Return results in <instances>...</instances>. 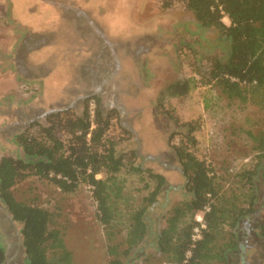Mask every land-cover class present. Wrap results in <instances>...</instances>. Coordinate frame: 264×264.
I'll use <instances>...</instances> for the list:
<instances>
[{"label": "rangeland", "instance_id": "374dc122", "mask_svg": "<svg viewBox=\"0 0 264 264\" xmlns=\"http://www.w3.org/2000/svg\"><path fill=\"white\" fill-rule=\"evenodd\" d=\"M7 2L0 0V20L12 16V6L18 14L16 28L23 50L15 51L13 43L7 52L20 57H0V75L3 68L10 67L4 72L6 79L0 78V128L6 130L0 131L6 140H0V145H7L0 147V158L21 155L14 137L32 121L45 122L49 113L61 110L82 113L89 97L90 113V102L96 103L97 96L104 111H114L116 118L108 135L128 156L118 173L127 199L122 207L124 216L142 203L150 191L148 185L153 186L146 174L131 169L132 163L165 174L170 183L148 214L150 236L128 262L161 264L155 237L166 225L171 208L185 197L184 179L172 148L173 143L180 142L179 136L169 141L177 125L157 110V100L171 82L191 78L190 91L166 96L164 106L182 121L198 122L196 153L219 176L223 191L242 185L238 183L239 173L254 168L260 171L256 176V212L240 222L239 245L230 264H264V240L258 237L264 223V161L253 150V135H264V109L251 102L231 101L217 86L199 81L208 72L212 57L223 54L218 33L200 27L183 3L166 8L165 0ZM223 20L229 24L227 16ZM12 28L0 26L2 32L5 30V40ZM1 49L0 45V55ZM13 62L27 68L29 75L16 80ZM12 93L21 100H36L28 106H15L17 111L11 112V106L5 104L10 99L5 103L3 99ZM14 194L18 200L52 213L51 227L62 230L76 263L109 264L107 235L89 183L81 182L74 192H64L51 181L30 175L17 182ZM202 216L203 211H199L196 220ZM0 246L6 250L4 264H28L22 224L13 220L1 199Z\"/></svg>", "mask_w": 264, "mask_h": 264}, {"label": "trees", "instance_id": "16d2710c", "mask_svg": "<svg viewBox=\"0 0 264 264\" xmlns=\"http://www.w3.org/2000/svg\"><path fill=\"white\" fill-rule=\"evenodd\" d=\"M183 3L200 27L218 33L223 54L213 56L202 79L213 84L231 101L255 103L264 109V0H165L168 8ZM227 16L229 24L223 19ZM193 79H180L162 89L157 110L170 116L177 129L170 134L184 183V199L177 202L166 217V225L155 237L161 264H230L239 245L240 222L256 212L257 169L237 175L238 188L223 191L219 176L196 153L197 121H182L164 106L166 96L187 94ZM82 113L61 110L51 112L45 122L34 120L17 133L15 142L21 155L0 159V199L13 220L22 224L23 244L28 264H78L67 248L62 230L51 227L52 213L41 206L18 200L14 187L30 175L56 184L64 192H74L81 182L93 187L99 219L108 240L109 264H129L150 236V209L156 205L169 182L165 174L132 163L131 169L146 174L153 186L142 203L124 216V181L118 173L128 158L109 137L113 110L104 111L96 96L95 118L91 120L88 101ZM95 126V127H94ZM253 150L264 161V135L255 136ZM135 157V152L131 153ZM98 174L104 177L98 178ZM264 176V172L262 174ZM245 189V191L243 190ZM203 211V223L196 214ZM200 227V237L194 232ZM258 237L264 240V223ZM6 262V250L0 246V264Z\"/></svg>", "mask_w": 264, "mask_h": 264}, {"label": "crops", "instance_id": "0c3cea01", "mask_svg": "<svg viewBox=\"0 0 264 264\" xmlns=\"http://www.w3.org/2000/svg\"><path fill=\"white\" fill-rule=\"evenodd\" d=\"M6 2H7V0H5ZM8 3V2H7ZM39 7H35L34 9H38ZM10 9H11V11H12V16L10 17V18H6L4 15V13H2L1 14V16H4V18L2 19V20H0V26H2V27H6V28H8V27H13L12 28V31H8L9 32V38L8 39H6L5 40V38H3L2 36H4V31L2 32L1 30V33H0V45L2 46V51H3V54H1L0 55V57L2 58V59H6V58H10V59H6V60H12V58L14 57V59L15 58H19L20 56L19 55H17V53H8L10 50H11V44L13 45V43L15 44V46H14V49H15V51H17V49L19 48V50L21 49V47H22V42H20L18 39H22V38H20V30H17V25H19V23H17V13H16V11L14 10V8H12V6L10 7ZM30 9L31 10H33L32 9V7H30ZM21 50H23V49H21ZM8 51V52H7ZM5 52H7L6 53V56L7 57H5ZM20 54H21V52H19ZM18 53V54H19ZM24 55V54H23ZM16 56V57H15ZM5 62V61H4ZM6 63H7V61H6ZM10 63V62H9ZM13 66L14 67H12V68H16L15 69V73H17V74H19L20 76H18L17 74H16V77H14V78H16V80L17 79H20V77H22V76H26V75H29L28 74V69L26 68H24V67H22L21 66V64H20V66L18 67L17 66V64L15 63V62H13ZM8 69H10V67L8 66L7 68L5 67V68H3V74L2 75H0V78L1 79H6L4 76L6 75L4 72L5 71H8ZM18 71V72H17ZM27 79H30V77H27ZM35 79V78H34ZM44 86H45V89H46V85L44 84ZM29 90L31 89V88H28ZM7 90L8 91H10V89L9 88H7ZM26 90V89H25ZM49 90H47V92H48ZM49 93V92H48ZM15 98V100L16 101H14V99L13 98ZM12 97H7L6 96V98L4 97V99H3V101L5 100V99H7V101L10 99V101H9V103H5V101L3 102V103H5V104H7L8 106H11V109H10V111L11 112H16L17 111V109L15 108V106H21V105H23V106H28L29 104H31V102H32V100H36V98H33L34 96L32 95V97L31 98H33L32 100L30 99V100H21V99H18V96L17 95H15L14 93H12ZM21 96L19 95V98H20ZM16 110V111H15ZM0 131L2 132H6V130L4 129L3 130V128H0ZM0 132V135L3 137V132L1 133ZM20 131H17V133H19ZM16 135L17 134H15V137H16ZM0 136V140H4V138H2ZM14 137V138H15ZM6 140H4V142H5ZM8 144H10V142L8 143ZM0 147L1 148H6L7 147V145H5V143H3V144H1L0 145ZM1 159V158H0Z\"/></svg>", "mask_w": 264, "mask_h": 264}, {"label": "built area", "instance_id": "2783aa9c", "mask_svg": "<svg viewBox=\"0 0 264 264\" xmlns=\"http://www.w3.org/2000/svg\"><path fill=\"white\" fill-rule=\"evenodd\" d=\"M96 106V103L94 102V101H91L90 102V115H91V120H94V117H95V106ZM93 118V119H92ZM199 222H201V224H202V227H204L205 226V224L203 223V216L202 217H199ZM194 239H196V238H199L200 237V227H197L196 229H195V232H194Z\"/></svg>", "mask_w": 264, "mask_h": 264}]
</instances>
